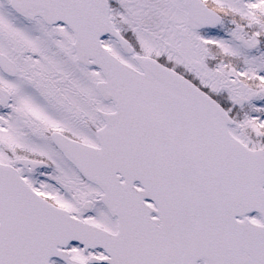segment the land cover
I'll return each mask as SVG.
<instances>
[{"label": "snow or ice", "instance_id": "obj_1", "mask_svg": "<svg viewBox=\"0 0 264 264\" xmlns=\"http://www.w3.org/2000/svg\"><path fill=\"white\" fill-rule=\"evenodd\" d=\"M0 264H264V0H0Z\"/></svg>", "mask_w": 264, "mask_h": 264}]
</instances>
